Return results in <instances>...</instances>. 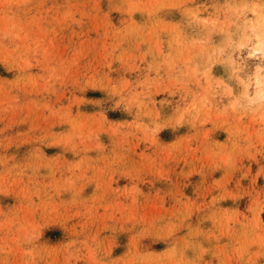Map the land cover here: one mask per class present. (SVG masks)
Masks as SVG:
<instances>
[{
  "label": "rangeland",
  "instance_id": "obj_1",
  "mask_svg": "<svg viewBox=\"0 0 264 264\" xmlns=\"http://www.w3.org/2000/svg\"><path fill=\"white\" fill-rule=\"evenodd\" d=\"M0 264H264V0H0Z\"/></svg>",
  "mask_w": 264,
  "mask_h": 264
},
{
  "label": "bare ground",
  "instance_id": "obj_2",
  "mask_svg": "<svg viewBox=\"0 0 264 264\" xmlns=\"http://www.w3.org/2000/svg\"><path fill=\"white\" fill-rule=\"evenodd\" d=\"M257 43V42H256ZM259 44V43H257ZM249 45V44H248ZM260 45V44H259ZM251 46V44H250ZM261 47V46H260ZM262 49V47H261ZM259 51V47H257V45L255 44L254 46L252 45V48H251V52L255 53V52H258ZM262 52V51H261ZM252 54V53H251Z\"/></svg>",
  "mask_w": 264,
  "mask_h": 264
}]
</instances>
